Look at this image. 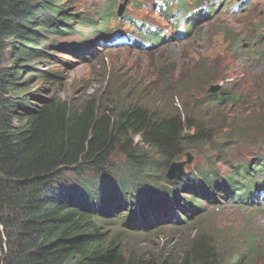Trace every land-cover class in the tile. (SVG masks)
<instances>
[{
	"label": "trees",
	"instance_id": "1",
	"mask_svg": "<svg viewBox=\"0 0 264 264\" xmlns=\"http://www.w3.org/2000/svg\"><path fill=\"white\" fill-rule=\"evenodd\" d=\"M63 4L0 0V264H254L245 230L243 247L228 237L216 245L214 234L201 230L178 252L153 254L130 241L126 228H136L129 202L156 199L167 181L164 172L156 177L159 165L166 169L188 149L209 143L214 129L182 117L173 95L165 99L167 84L118 86L104 99L89 95L77 104L54 90H34V76L53 85L60 77L38 63L50 65L59 47L68 53L55 40L70 35L76 13ZM193 73L179 90H199L214 71L202 65ZM138 88L153 101H135ZM215 94L211 103L238 97ZM116 154L125 158L126 176L109 172ZM211 171L196 170L191 184L185 177L166 184L189 194L201 216L195 199H212L209 186H220Z\"/></svg>",
	"mask_w": 264,
	"mask_h": 264
},
{
	"label": "rangeland",
	"instance_id": "2",
	"mask_svg": "<svg viewBox=\"0 0 264 264\" xmlns=\"http://www.w3.org/2000/svg\"><path fill=\"white\" fill-rule=\"evenodd\" d=\"M59 1L63 5H69L76 13V22L84 18L86 13L89 21H84L82 25L77 24L71 35L56 38V43L65 46L68 53L65 54V49L59 47L54 50L57 59H52L50 65L45 66L42 61L38 63L40 70L60 72L55 83L57 85L48 83L44 78L37 80L33 77L32 80L37 84L34 90L40 89L39 94L48 92L53 95L54 90L67 101L77 104L89 95L99 97L101 94L104 99L111 89L115 90L118 86L123 88L129 84H141L140 87L144 84H167L170 87L165 90V99L169 100L173 95L175 105L181 108L182 117L189 116L204 127L211 126L214 129L215 137L209 143L186 151L191 155V162L185 164L184 172L196 168L203 172L207 168L206 164L213 163L212 167L216 168V172L226 174L231 172L229 167L232 165L240 167L242 163H251L252 160H259L264 156V0H246L237 13L230 12V6L235 0H229V4L222 6L214 15L194 28L196 33L193 36L163 44L151 53L138 48L105 47L100 43V38L92 34L83 37L90 30V26L96 25L97 28H110L111 34L116 30L129 31L116 16L123 0ZM103 19L107 21L100 23ZM81 35L83 36L80 37ZM75 40L88 43L82 51L85 59L74 55L71 43ZM202 65L208 71H214L209 81L199 90L183 91L184 85L179 90L182 78L193 75L197 69L200 71ZM211 86H219L215 95L222 94V98L230 95L238 97L211 103L209 98L212 96L206 94ZM145 90L136 89L138 93L135 101H153V96L148 95ZM250 118L254 119V124L249 123ZM228 140L231 145L225 149L219 148ZM218 148L220 151L224 150L226 156H222V161L216 163ZM241 151L248 155L239 156ZM184 155L185 153L178 159L184 160ZM258 163L263 165L261 161ZM111 164L113 170L109 172L126 176L123 156L114 155ZM158 172L160 173L156 177L164 172L160 165ZM263 175L264 170L257 178H262ZM209 178L211 181L214 179ZM218 179L222 189L220 193L225 196V189H233V183L223 177ZM156 183L157 181L154 182ZM209 188L212 198L218 196L219 190L215 185ZM174 197H178L177 193ZM216 201L217 204L208 205L201 200L200 208L203 213L201 216L192 213L191 223L163 226L155 231L140 230L131 233L129 239L140 250L165 254L171 249L178 252L187 238L201 230L213 233L216 245H221L228 237L236 240L238 238V244L243 247L242 230L246 228L256 243L252 251L255 256L253 263L264 264V207L253 208L251 205L232 204L221 199ZM147 221L152 222V219L147 217ZM118 222L124 223L125 219L120 218ZM223 259L226 260V256Z\"/></svg>",
	"mask_w": 264,
	"mask_h": 264
},
{
	"label": "clouds",
	"instance_id": "3",
	"mask_svg": "<svg viewBox=\"0 0 264 264\" xmlns=\"http://www.w3.org/2000/svg\"><path fill=\"white\" fill-rule=\"evenodd\" d=\"M123 1L124 3H121L119 6V8H123V11L121 14H118L117 10L116 16L119 20L124 22L129 31L116 30L111 34L110 28H97L96 25L94 27L90 26V30L86 34L84 33V36L81 35L80 37H87L89 34H92L93 36L100 38V43L104 46L109 45L114 48H138L140 51L153 50L163 44L170 43L171 41H176L187 36H193L196 33L194 28L199 26L201 22L207 20L211 15H214L222 6L229 4L232 0H230V2L229 0ZM245 1L246 0H235L233 4L231 3L230 12L237 13L240 6ZM71 13H74V11H71ZM87 16L89 15L86 13L84 18L78 20L77 22L76 18L75 20H70L73 28L69 31L70 35L74 32V27L77 24L82 25L84 21H89L88 18H86ZM79 21H81V23H78ZM106 21L107 20L103 19L100 23H105ZM74 22L76 23L75 25ZM71 44L74 48H78L79 51L77 55L76 50H74V55L78 58L85 59L82 55V51L85 49V46H88V43H80L75 40ZM207 90L206 94H214L218 92L219 89L213 93H208ZM227 146L222 147L221 149H225ZM217 151L220 150L218 149ZM238 155L244 157L247 156L248 153L241 151ZM222 156H226L224 150L220 151L215 156L217 159L216 163L222 161L220 160ZM189 159L190 161L188 162ZM260 161L263 165L258 163ZM190 162L191 155L185 152L184 160L173 161L166 169L164 168V179L167 180L166 183H175L185 177V180L191 184L193 182L195 171L198 169L196 168L194 170L184 172L183 168L185 164H189ZM172 163H184L181 175L173 179L167 177V172ZM208 164H206L207 168L204 169L206 171L212 170L208 177H211V174H215L219 177H223L225 180H230L233 183V189L231 187L226 188L225 196H222L220 193V190H222L221 187L216 186L217 190H219L218 196L209 200L206 199V197H203V199H195V203H198L197 201L200 202L201 200H204L208 205H213L218 203L216 201L217 199H221L224 201H230L232 204L238 203L244 206L251 205L253 208L258 206L264 207V175L262 178H257L258 174L264 170V156L260 157L259 160H252L251 163H242L240 167L232 165L229 167L231 172L226 174L216 172V168L212 167L213 163ZM112 170L113 169H111V171ZM204 170L203 172H206ZM162 183L164 184V189L161 190V193L157 195L158 197H156V199L143 197L144 199H141L143 203H136L134 199L129 202L130 210L135 213L133 219L134 227L136 229L126 228V230L131 233L140 230L154 231L152 228L157 230L156 228L159 227L182 223L184 222L182 217L188 218V220L185 221L186 224L192 220V213H196L197 211L192 208L190 195L178 190L174 185L168 186L166 183ZM186 192L189 193L190 191ZM175 193L178 195L177 198L174 197ZM203 193L205 194L206 192ZM209 197L212 196L210 195ZM241 200L243 201L240 202ZM208 202H212V204H209ZM123 209L124 208L121 210ZM147 217H150L152 222H148ZM124 219L126 221L128 220V217ZM151 225H153V227L149 228ZM243 230H245L249 234L250 239L253 240L254 248L256 243L255 240L251 238L249 230L246 228H243Z\"/></svg>",
	"mask_w": 264,
	"mask_h": 264
},
{
	"label": "water",
	"instance_id": "4",
	"mask_svg": "<svg viewBox=\"0 0 264 264\" xmlns=\"http://www.w3.org/2000/svg\"><path fill=\"white\" fill-rule=\"evenodd\" d=\"M122 11H123V8L120 7V8L118 9V14H121ZM218 89H219L218 86H211V87L207 90V92H208V93H213V92H216ZM189 161H190V159L188 160V162H189ZM183 166H184V163H172V164L170 165V167H169L168 172H167V177L173 179V178H175V177L180 176L181 173H182V168H183Z\"/></svg>",
	"mask_w": 264,
	"mask_h": 264
},
{
	"label": "bare ground",
	"instance_id": "5",
	"mask_svg": "<svg viewBox=\"0 0 264 264\" xmlns=\"http://www.w3.org/2000/svg\"><path fill=\"white\" fill-rule=\"evenodd\" d=\"M153 227V225H151L149 228Z\"/></svg>",
	"mask_w": 264,
	"mask_h": 264
}]
</instances>
